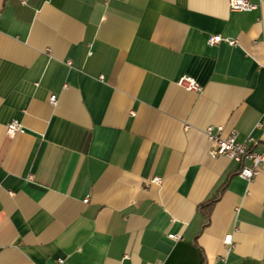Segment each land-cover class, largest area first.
I'll list each match as a JSON object with an SVG mask.
<instances>
[{
	"label": "crops",
	"instance_id": "0c3cea01",
	"mask_svg": "<svg viewBox=\"0 0 264 264\" xmlns=\"http://www.w3.org/2000/svg\"><path fill=\"white\" fill-rule=\"evenodd\" d=\"M248 1L0 0V264H264V165L204 133L264 144Z\"/></svg>",
	"mask_w": 264,
	"mask_h": 264
},
{
	"label": "built area",
	"instance_id": "2783aa9c",
	"mask_svg": "<svg viewBox=\"0 0 264 264\" xmlns=\"http://www.w3.org/2000/svg\"><path fill=\"white\" fill-rule=\"evenodd\" d=\"M229 9L232 11H251L257 8V5L249 2L248 0H228ZM222 40L219 34H213L208 36L207 44L213 45ZM230 44H233L234 40H228ZM177 84L188 91H199L200 86L194 78L188 75H182L177 79ZM51 104L56 103V96L51 95L49 97ZM222 126L207 125L204 128V133L210 141L209 153L212 156H224L229 160L235 162L239 166L238 174L246 179L250 180L258 174L259 169L264 165V144L260 150H255L248 144L247 140L238 141L236 139L235 130H231L228 134L222 135ZM19 130V124L16 120L10 122L6 127L7 134H13ZM151 181L159 183L160 178L154 177ZM170 237L178 238L179 236L169 235ZM223 244L226 247L232 245L231 234H226L223 238ZM264 251V246H263ZM222 260V257L219 259Z\"/></svg>",
	"mask_w": 264,
	"mask_h": 264
}]
</instances>
